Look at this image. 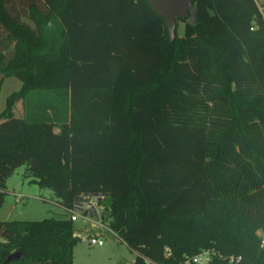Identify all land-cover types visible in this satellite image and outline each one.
Returning <instances> with one entry per match:
<instances>
[{
  "label": "trees",
  "instance_id": "trees-1",
  "mask_svg": "<svg viewBox=\"0 0 264 264\" xmlns=\"http://www.w3.org/2000/svg\"><path fill=\"white\" fill-rule=\"evenodd\" d=\"M193 6L170 40L147 0H0V74L35 67L0 112V208L24 167L67 210L105 194L140 264H264V18L256 0ZM61 213L0 220V264H72Z\"/></svg>",
  "mask_w": 264,
  "mask_h": 264
},
{
  "label": "rangeland",
  "instance_id": "rangeland-1",
  "mask_svg": "<svg viewBox=\"0 0 264 264\" xmlns=\"http://www.w3.org/2000/svg\"><path fill=\"white\" fill-rule=\"evenodd\" d=\"M264 4V0H257ZM262 7V6H260ZM184 23L178 22L177 33L182 36ZM3 34V32H2ZM15 57L13 53H7L8 58ZM41 57V56H40ZM18 60V59H17ZM42 60V59H41ZM34 62L30 65H33ZM33 66L11 67L5 72L0 82V112L6 107L7 98L18 91L22 82L13 74L22 69V76H27ZM12 115L18 118L24 116V103L18 99L12 107ZM25 168L16 169L7 182L8 192L5 194L4 202L0 208V220H41L48 217H61L62 210L55 203L52 192L41 189L37 183L31 182V178H24ZM22 195L19 199L16 196ZM74 235L80 240L73 247L72 264H135L136 254L127 247L124 241L115 236L107 228H101L93 220L87 221L79 217L73 221ZM98 235L104 240L103 246L91 245L90 238Z\"/></svg>",
  "mask_w": 264,
  "mask_h": 264
},
{
  "label": "built area",
  "instance_id": "built-area-1",
  "mask_svg": "<svg viewBox=\"0 0 264 264\" xmlns=\"http://www.w3.org/2000/svg\"><path fill=\"white\" fill-rule=\"evenodd\" d=\"M260 12L264 18V6L260 7ZM16 197L20 199L22 195H18ZM105 197V194H84L80 200L74 203V206L71 209L67 210L61 206L60 208L70 214L72 221H76L79 217H83L85 220H93L97 226L107 228L113 232L109 227L111 217L109 216L103 203ZM115 236L122 241L117 234H115ZM90 244L103 246L104 240L100 236L95 235L90 238ZM262 245H264V235L262 236ZM166 253L169 254V249H166ZM213 254V251L203 250L193 257L186 256L184 264H210ZM233 259L234 258L231 257L230 260L232 261Z\"/></svg>",
  "mask_w": 264,
  "mask_h": 264
},
{
  "label": "water",
  "instance_id": "water-1",
  "mask_svg": "<svg viewBox=\"0 0 264 264\" xmlns=\"http://www.w3.org/2000/svg\"><path fill=\"white\" fill-rule=\"evenodd\" d=\"M154 10L164 18L170 40L176 38V28L178 20L185 19L186 23H193L195 19V7L193 0H147ZM4 74H0V81ZM22 258L20 252L10 254L6 262ZM135 264H140L136 262Z\"/></svg>",
  "mask_w": 264,
  "mask_h": 264
},
{
  "label": "crops",
  "instance_id": "crops-1",
  "mask_svg": "<svg viewBox=\"0 0 264 264\" xmlns=\"http://www.w3.org/2000/svg\"><path fill=\"white\" fill-rule=\"evenodd\" d=\"M257 1V0H256ZM258 3V2H257ZM259 4V3H258ZM259 6H264V4H259Z\"/></svg>",
  "mask_w": 264,
  "mask_h": 264
}]
</instances>
